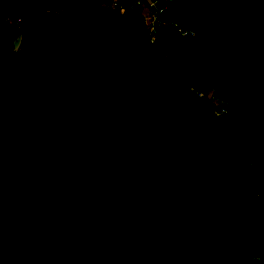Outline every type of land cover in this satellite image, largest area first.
<instances>
[{
    "label": "trees",
    "instance_id": "obj_1",
    "mask_svg": "<svg viewBox=\"0 0 264 264\" xmlns=\"http://www.w3.org/2000/svg\"><path fill=\"white\" fill-rule=\"evenodd\" d=\"M107 1L0 0V264H68L55 238L59 228L32 229L29 205L38 200L36 185L63 188L60 161L119 125L130 113L128 100L134 111L117 128L124 136L98 153L94 182L82 188L87 200L78 203L86 211L63 212L69 220L108 221L101 234L84 236L78 257L90 264H122L124 245L150 230L142 213H154L151 222L165 234L172 229L158 206L180 226L176 233L189 232L183 235L192 238L186 241L189 259L264 264L256 259L264 257V0L253 10L251 0H229L224 5L237 11L225 22L200 7L207 0H172L160 10L157 38L142 17H129L113 2L103 9ZM190 27L197 29L183 34ZM18 32L25 36L15 51ZM248 49L251 55L241 61ZM65 54L68 64L58 68ZM22 59L33 61L30 72H23ZM182 79L205 85L225 105L232 126L226 133L236 141L232 154L242 169L222 186L194 173L181 177V184L172 185L180 207L175 215L168 206L172 199L160 197L153 183L176 171L167 163L176 149L190 150L192 123L186 126L183 117L193 93ZM214 132L219 129L209 121L198 135ZM183 214L189 219L183 221ZM76 225L81 227L66 222L72 230ZM128 252L133 264L144 257L136 248Z\"/></svg>",
    "mask_w": 264,
    "mask_h": 264
},
{
    "label": "rangeland",
    "instance_id": "obj_2",
    "mask_svg": "<svg viewBox=\"0 0 264 264\" xmlns=\"http://www.w3.org/2000/svg\"><path fill=\"white\" fill-rule=\"evenodd\" d=\"M171 1L169 3H171ZM228 1L229 0H207L202 5H200V7L203 10H206L208 12V15L212 16V18L220 20V22H225V18H228V15H231L232 13L237 11L233 8L229 9L226 5H224ZM246 2L247 0L245 1V3ZM253 4L255 6L260 5V3H258V0L257 2L251 0L248 5L252 7V10L255 8ZM153 5H149L148 8H150V10H148L147 12L145 11L143 15L144 17L142 18L144 25L149 29L150 36L152 38H157V31L160 27L162 17H160V11L155 10V7H153ZM101 6L103 9H106L111 6V2L107 1ZM126 13L127 12H125V14ZM47 21L49 24H51L52 19L50 18ZM228 23L234 25L232 22ZM196 29L197 27H190L186 28V30L182 32L185 35L189 34L191 36ZM24 36L25 32H18L15 35L13 39V49L15 51L21 50L22 38ZM250 40L251 43L249 42V45H255V41H253L254 39ZM63 42L64 40L61 41V43H59L57 46H55V48H53L51 55L52 59L54 58L58 48H60ZM248 50L246 51V53H243V55H241V61L247 60L251 55L252 49ZM90 53H92L93 55L95 54V52L92 51ZM65 58L66 54L58 68H64L68 64ZM32 66V60L22 59L23 72H30L32 70ZM182 81L192 90L193 93L187 99L188 109L186 110L183 117V123L186 126H188L186 121L192 123L187 129L190 150H188L186 154H184L179 151L180 149H176L177 154L175 153L173 157H171V159L167 162L169 164H174V167L171 168H175L176 171H171L172 175H170L168 179H164L162 182L154 181L153 183L156 192L160 197L164 199H172L171 202H173V204L169 203L168 206H170L172 213H174L175 215L180 212V207L176 204L178 196L175 193H172V185H176L179 183L181 184L183 182L182 180L185 179V176L187 178V176H191V174L194 173L195 175L209 177L211 182H215L216 184L222 186L225 183L224 178H226V180L233 179L232 181H235L234 177H236L237 172L235 169H237V167H239L240 170L242 169L240 161H237L232 154V144L236 143V141L232 136H230V134L227 135L226 133V129L232 130V126L229 124L230 115L226 111L225 105L220 102V100L214 98L212 96L211 89L207 88L205 85H199L193 80L182 79ZM202 98L207 100V104L203 103L204 100ZM129 102L130 101L128 100L127 104L129 105L128 110L130 112V115L134 111V107L131 106ZM181 106L182 105H179L178 108H180ZM129 115L124 117L120 121L119 125H114L111 131H104V134L98 137L95 142H92L89 145L79 146L76 154H73V158H71V160L67 158L60 161V169L57 170V176L59 178V181L63 184V188L54 189L52 187V189H50L48 185L41 186V183L36 185V188H39L37 194L38 200L30 203L29 205V208L32 212V219L30 221L32 222V229L59 228V230L55 232V238L62 241L63 245L61 246V256L65 263L90 264L91 260L86 261L84 259H81L77 255L79 249H83L82 244H84V236H90L94 238L104 231V228L106 227L105 225H108V221L106 219L99 218L93 219V221L89 223L81 222L77 218L69 220L64 217L63 212L71 214L73 211H86L87 207L79 205L78 203L87 200L84 195V190L82 191V188L84 186H90L91 184H93V178L95 176L93 175V173L98 172L97 159H100L99 155L103 154L105 148L114 145L120 137L124 136L125 133L122 131H117V128L125 125L126 119L127 117H129ZM209 121H211L218 127L219 132L198 135L199 132L204 128L206 123ZM168 135L171 136V138L174 140H182V138H178L177 135ZM130 172H134L137 176L139 175V172H135L134 170L127 171L126 173ZM181 177H183V179H181ZM76 191H80V194L75 195ZM48 193L50 195L47 196ZM141 197L148 201L151 200L147 192H142ZM72 201H75V203H73ZM247 202L248 201H246V203ZM249 202H251V200ZM216 203H219V201H216ZM243 204H245V201L239 204H229L227 205L228 207L226 206L227 209H224V212H228L230 209L234 210L238 206ZM151 206L154 207L153 204ZM89 207L91 206L88 205V208ZM156 208L158 209V213L162 216L164 221L171 226L172 229L170 230V232L165 234L163 226L161 224H154L153 222H151L150 219L151 217H154V213L144 212L142 213L144 218L143 223L145 227L150 230L143 231L142 235H139L140 237L137 242L131 244L126 243L124 245L125 248L123 249L127 250L128 248V250H131L133 248H136L137 254H141L142 256H144H137L139 259L138 264H159V262L160 264H201V260L189 259L191 258V256L188 257L190 255L188 248H191V246L189 245V243H186V241L189 237L187 236L185 239H183V235H187L189 232L185 230L184 233H176L181 229L180 226L171 221V218L168 217L167 211L162 209L160 210L158 206H156ZM128 213L131 216L135 214L130 210L128 211ZM189 216L190 215L183 214L182 220H188ZM224 218L225 215H222L220 217V221H223ZM56 220H58V222L56 224H52ZM68 221L73 224H80L81 227H78L79 225H76L74 230H72L70 229V227H66V222ZM125 223L126 220L122 224ZM119 225V223H116V225L114 226L115 228H118ZM185 226L189 228L188 224H186ZM214 226H207L206 229L209 230L211 228H214ZM189 239L192 240V238ZM167 246H170V250L164 251ZM120 250L121 249L118 250V253L122 254ZM128 250L122 254V264H133L132 259L130 258L131 255H129ZM110 256L111 255L108 256L109 260ZM256 256V259H264L262 255ZM208 263L214 264L211 262ZM15 264L20 263L18 261Z\"/></svg>",
    "mask_w": 264,
    "mask_h": 264
},
{
    "label": "crops",
    "instance_id": "obj_3",
    "mask_svg": "<svg viewBox=\"0 0 264 264\" xmlns=\"http://www.w3.org/2000/svg\"><path fill=\"white\" fill-rule=\"evenodd\" d=\"M109 1V0H108ZM111 2V1H110ZM149 4H148V3ZM154 3V0H143L142 4L140 5H135L131 8H125L122 6V4H119L118 6L122 9L125 10V12H127L126 14L129 17H144V12L150 10L149 5H152ZM147 4V5H146ZM145 6V7H144Z\"/></svg>",
    "mask_w": 264,
    "mask_h": 264
},
{
    "label": "built area",
    "instance_id": "obj_4",
    "mask_svg": "<svg viewBox=\"0 0 264 264\" xmlns=\"http://www.w3.org/2000/svg\"><path fill=\"white\" fill-rule=\"evenodd\" d=\"M113 2L116 5L122 4L123 7L125 8H131L135 5H140L143 0H109ZM171 0H154V5L155 10L160 11L161 8H166V5L170 2Z\"/></svg>",
    "mask_w": 264,
    "mask_h": 264
},
{
    "label": "water",
    "instance_id": "obj_5",
    "mask_svg": "<svg viewBox=\"0 0 264 264\" xmlns=\"http://www.w3.org/2000/svg\"><path fill=\"white\" fill-rule=\"evenodd\" d=\"M169 4H170V3H169ZM169 4H167L166 7H167Z\"/></svg>",
    "mask_w": 264,
    "mask_h": 264
}]
</instances>
